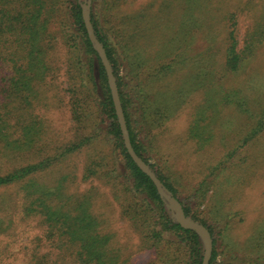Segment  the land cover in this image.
<instances>
[{"label":"rangeland","instance_id":"374dc122","mask_svg":"<svg viewBox=\"0 0 264 264\" xmlns=\"http://www.w3.org/2000/svg\"><path fill=\"white\" fill-rule=\"evenodd\" d=\"M110 12L111 34L120 40L122 33L133 58L132 65L125 58L120 76L132 87L134 77H125L132 68L151 95L150 109L133 124L142 155L173 187L187 216L209 229V264H264V122L257 120L264 110V0H120ZM230 29H235L240 55L236 70L229 69L225 60ZM69 57L58 37L49 54L53 72L45 85L37 86L36 99L26 103L17 98L15 106L7 99L21 122L32 117L39 123V132L31 138L33 147L21 161H37L91 138L81 150L40 172L39 182L52 185L66 174L63 184L51 186L57 193L55 205H62L58 201L66 193L90 191L101 231L114 237L113 246L125 249V264H167L144 240L145 225L122 215L133 198L120 192L118 182L82 178L94 159L100 162L98 169L105 170L112 165L110 158L123 168L126 158L102 104L97 59L92 72L96 91L90 95L77 90L75 95L82 111L78 118L69 90L74 87ZM88 57L82 53L84 60ZM9 190L0 195H9ZM138 207L142 214L144 208ZM39 217L17 216L10 232L0 236V264H27L37 250H51V243L44 240L36 248L35 238L46 237ZM161 237L179 235L169 231ZM176 252L181 260L182 254Z\"/></svg>","mask_w":264,"mask_h":264},{"label":"trees","instance_id":"16d2710c","mask_svg":"<svg viewBox=\"0 0 264 264\" xmlns=\"http://www.w3.org/2000/svg\"><path fill=\"white\" fill-rule=\"evenodd\" d=\"M84 2L85 0L0 1V191L12 189L9 190L12 191L9 195L5 194L7 197L0 195V212L5 213L0 216V236L10 232L17 216L21 217V220L40 216L46 237L35 238L36 248L41 244L38 242L44 240L51 243V250L48 252L37 250L27 264L127 262V259L122 258V250L125 249L112 245L114 237L110 233H102V221L92 212L94 196L90 191L66 193L64 200L60 195L61 200L58 202L62 205L58 203L55 205L57 193L51 186L63 184L67 180L66 174L58 179V183L52 185L40 183L38 180L40 172L55 166L61 161L59 158L81 150L91 138L87 137L58 148L54 155L44 154L37 161L26 163L21 161L26 151L33 147L31 143L35 142V139L31 138L34 133L39 132V123L32 117L21 122L16 107H9L10 102L7 99H11L14 106L17 98L26 103L36 99L37 86L45 85V81L53 72L54 67L49 63V54L60 37L69 49L70 57L67 62L71 71L69 77L74 79L73 89L69 88L75 98L72 103L73 110L80 118L81 105L79 99L75 97L77 90L90 95L96 91L97 86L95 81H92V72L93 62L97 59L101 89L105 97L102 104L111 119V132L126 158L124 168L116 161L112 162L111 158L112 165L107 164L105 170L98 169L97 165L99 166L100 162L96 159L88 162L83 171V180L96 176L101 180L118 182L120 192L133 198V202L131 201L133 205L126 206L122 215L128 219L138 218L141 224L145 225L148 237H144V240L151 244L150 247L159 261L167 264H201L204 255L202 238L195 231L183 228L170 216L171 211L165 199L160 196L149 176L135 164L124 146L106 70L89 39L83 20ZM119 4L120 0H92L91 22L97 38L106 50L116 77L132 145L136 153L147 163L142 155L141 145L136 140L133 124L140 121L141 116L150 109L147 104L151 95L146 91L141 74L132 68L125 74V77L132 75L136 80L132 87L123 79L124 76H120L119 72L125 58L130 65L133 58L130 56V45L122 33L120 40L116 36L113 38L111 34L110 11L116 9ZM233 16L235 15L231 17ZM52 25H55L54 30L51 29ZM226 46V65L229 69L236 70L240 55L237 52L235 29H230ZM83 52L89 56L87 61L82 58ZM138 110L139 114L136 113ZM243 110L248 112L246 108ZM257 120L261 124L264 122V110L258 114ZM256 129L252 133H256L258 130ZM155 173L175 196L173 187L165 182L161 175ZM123 177L125 180H121ZM135 206L144 208L142 214ZM184 210L187 215V210ZM169 231L179 237H161L164 232ZM176 251L182 254L181 260ZM5 259L10 260V257Z\"/></svg>","mask_w":264,"mask_h":264},{"label":"water","instance_id":"95a60500","mask_svg":"<svg viewBox=\"0 0 264 264\" xmlns=\"http://www.w3.org/2000/svg\"><path fill=\"white\" fill-rule=\"evenodd\" d=\"M91 3H92V0H85V2L82 4V16H83V20L85 23V27H86L89 39L92 42L94 49L97 51L101 59V62L106 70L108 84L110 87L111 96H112V100L114 103V108H115V112L117 115L118 123L121 128L124 146L128 154L130 155V157L133 159L135 164L139 167V169L143 173L148 175L149 178L152 180L160 196L165 199L166 204L168 208L170 209L173 217L179 222V224L183 228L195 231L202 238L203 245H204V255H203L201 264H209L211 256H212V235L209 229L204 224L191 220L185 214L184 208L182 204L180 203V201L165 187V185L162 183V181L159 179V177L156 175L153 169L149 166V164L146 163L142 159V157H140L136 153L132 145L128 127L126 124L124 110L122 107V103H121V99H120V95H119V91H118V87L116 83V79L113 73V69L109 61V58L106 54V50L103 44L97 38L94 28H93V24L91 22V16H90Z\"/></svg>","mask_w":264,"mask_h":264}]
</instances>
